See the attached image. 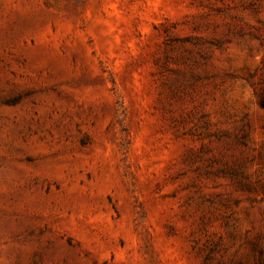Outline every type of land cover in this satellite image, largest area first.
Returning <instances> with one entry per match:
<instances>
[{"label":"rangeland","instance_id":"374dc122","mask_svg":"<svg viewBox=\"0 0 264 264\" xmlns=\"http://www.w3.org/2000/svg\"><path fill=\"white\" fill-rule=\"evenodd\" d=\"M0 264H264V0H0Z\"/></svg>","mask_w":264,"mask_h":264}]
</instances>
